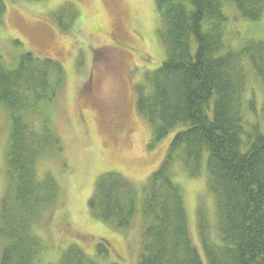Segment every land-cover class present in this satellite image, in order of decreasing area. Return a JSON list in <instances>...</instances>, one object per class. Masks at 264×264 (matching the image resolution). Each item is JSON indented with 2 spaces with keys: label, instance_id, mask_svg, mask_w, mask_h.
I'll list each match as a JSON object with an SVG mask.
<instances>
[{
  "label": "trees",
  "instance_id": "trees-1",
  "mask_svg": "<svg viewBox=\"0 0 264 264\" xmlns=\"http://www.w3.org/2000/svg\"><path fill=\"white\" fill-rule=\"evenodd\" d=\"M154 2L166 60L147 78L148 88L138 89L137 108L151 126L150 148L170 136L172 142L140 196L128 178L106 174L96 184L90 210L122 230L140 212L139 264H203L171 163L183 164L192 178L205 164L219 231V241H210L200 221L208 264H264V132L256 126L247 131L243 118L249 69L264 86V42L231 50L224 10L231 4L244 20L259 22L264 0ZM5 8L0 0V19ZM64 86V69L52 58L27 52L9 66L0 57V105L11 116L7 189L0 202V264H37L46 249L35 231L59 187L51 177L39 181L36 164L45 150L59 149L49 113ZM97 255L108 256L104 243ZM60 264L96 263L71 245Z\"/></svg>",
  "mask_w": 264,
  "mask_h": 264
},
{
  "label": "rangeland",
  "instance_id": "rangeland-1",
  "mask_svg": "<svg viewBox=\"0 0 264 264\" xmlns=\"http://www.w3.org/2000/svg\"><path fill=\"white\" fill-rule=\"evenodd\" d=\"M2 1L6 8L0 19V57L5 63L12 66L22 53L31 52L58 61L65 72V86L49 113L59 149L45 150L36 164L39 181L51 177L59 187L38 233L34 230L46 247L37 264H60L71 245L96 264H139L140 212L132 226L122 230L95 218L89 201L98 180L110 173L128 178L140 196L172 142L170 136L150 148L151 126L137 108L138 89L148 88L147 78L166 60L154 0ZM224 10L225 41L231 50L264 42V16L251 22L238 16L231 4ZM243 118L247 131L256 126L264 132V86L250 69ZM10 120L0 105V202L7 189ZM171 165L185 197L193 244L208 264L200 221L210 241H219V231L206 166L192 178L180 162ZM100 243L107 247V257L97 255Z\"/></svg>",
  "mask_w": 264,
  "mask_h": 264
}]
</instances>
